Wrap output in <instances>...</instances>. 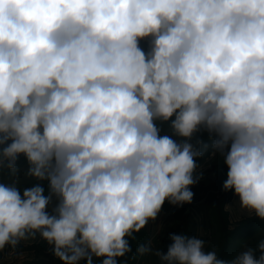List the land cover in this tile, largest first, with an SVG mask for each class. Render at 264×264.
Instances as JSON below:
<instances>
[{
    "label": "clouds",
    "instance_id": "obj_1",
    "mask_svg": "<svg viewBox=\"0 0 264 264\" xmlns=\"http://www.w3.org/2000/svg\"><path fill=\"white\" fill-rule=\"evenodd\" d=\"M206 140L264 220V0H0V250L39 236L63 264H126L166 199L192 201ZM169 236L136 254L264 264V235L227 259Z\"/></svg>",
    "mask_w": 264,
    "mask_h": 264
},
{
    "label": "trees",
    "instance_id": "obj_2",
    "mask_svg": "<svg viewBox=\"0 0 264 264\" xmlns=\"http://www.w3.org/2000/svg\"><path fill=\"white\" fill-rule=\"evenodd\" d=\"M140 46L147 51L149 47L148 39H141ZM157 123H162V131L167 130L166 122L158 121ZM197 135L205 138L208 136L207 132L198 133ZM206 142L208 147L204 150V154L196 158L197 167L203 163L204 160L209 158L207 162H205L206 166L205 169H203L204 171H202V178L196 185L191 187L194 193L192 201L183 203V205L176 210L174 214V223L167 229L157 247L161 248L163 252H167V246L171 243L169 233L186 232L189 235H196L198 221L194 216V210L198 209L205 218V223L208 224L210 228L211 240L205 247V250L207 251L215 248L220 258L227 259L228 251L234 238L241 234H243L242 237H250L257 231V228L264 226V220L254 215H249L232 226L229 218V211L225 206L232 199L234 190H225L223 188V181L227 178L228 166L224 163L223 154L219 151H216L215 155L210 154L213 151L211 141L206 140ZM226 151L227 147L225 148V152ZM194 175H199V173L196 171ZM143 232H145L144 227L140 231L134 233V236L142 234ZM258 238L259 237L253 239V242L249 245L255 246ZM132 239L131 237L129 238L132 251L127 253L125 255L126 257L129 256V254L133 255L136 253ZM150 256L151 264H160L158 257L153 253H151ZM93 259L98 261L100 258Z\"/></svg>",
    "mask_w": 264,
    "mask_h": 264
},
{
    "label": "rangeland",
    "instance_id": "obj_3",
    "mask_svg": "<svg viewBox=\"0 0 264 264\" xmlns=\"http://www.w3.org/2000/svg\"><path fill=\"white\" fill-rule=\"evenodd\" d=\"M208 158L204 160V162L197 167L196 171L198 173L204 171L203 169H205L206 166L205 162H207ZM23 159L24 157L23 155H21L20 161L22 162ZM201 178L202 176L200 175H194V179H196V182L190 185L189 187L191 188L192 186L196 185ZM9 180L10 177L6 173L0 174V182H7ZM36 182L37 181H35L31 177H25L21 175L19 179V186L21 188V191L23 190L24 187L31 186L33 183ZM40 183L44 185V189H45L44 194L47 195L48 194L47 180L40 181ZM238 199H239L238 196L234 193L232 199L225 206L226 209L229 211V218L232 223V226H234L240 220L251 215L246 210H242L239 207L237 203ZM56 203L57 200L55 197H53L52 201L48 205V210L51 211ZM182 205L183 203L171 204L166 199L159 213L157 214V217L154 220H150L144 226L145 232H143L142 234L135 235L134 236L135 239H132V241L134 242L135 251L139 243H143L147 241H151L154 248L157 247L158 244L161 242L167 229L174 223L175 221L174 214L176 210H178ZM194 211H195L194 216L197 218L198 221L196 235L200 236L202 239L206 241L205 244L206 247L211 240L210 228L208 224L205 223L206 221L204 220L205 218L201 214V211L198 209ZM263 227L257 228V231L250 237L249 236L242 237L243 234L235 237L229 248L227 258H231L243 246L251 244L253 242V239L260 237L261 235H264ZM9 252H10L9 248L0 250V264H63L62 261H60L57 257H55L52 254L51 247L45 241L40 239L39 236L34 238L32 241H30V243L27 241H22L18 246V250L15 254L9 255ZM150 255L151 253H146L144 255H139L134 253L133 255L129 254V256L127 257L124 256L119 259L125 261L126 264H151ZM93 258H97V257H93ZM81 264H83V261H81Z\"/></svg>",
    "mask_w": 264,
    "mask_h": 264
},
{
    "label": "crops",
    "instance_id": "obj_4",
    "mask_svg": "<svg viewBox=\"0 0 264 264\" xmlns=\"http://www.w3.org/2000/svg\"><path fill=\"white\" fill-rule=\"evenodd\" d=\"M34 239V238H33ZM33 239H31V240H29V241H27V242H29L30 243V241H32Z\"/></svg>",
    "mask_w": 264,
    "mask_h": 264
}]
</instances>
